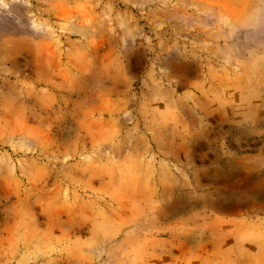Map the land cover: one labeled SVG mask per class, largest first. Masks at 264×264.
<instances>
[{
	"label": "rangeland",
	"instance_id": "374dc122",
	"mask_svg": "<svg viewBox=\"0 0 264 264\" xmlns=\"http://www.w3.org/2000/svg\"><path fill=\"white\" fill-rule=\"evenodd\" d=\"M0 264H264V0H0Z\"/></svg>",
	"mask_w": 264,
	"mask_h": 264
},
{
	"label": "crops",
	"instance_id": "0c3cea01",
	"mask_svg": "<svg viewBox=\"0 0 264 264\" xmlns=\"http://www.w3.org/2000/svg\"><path fill=\"white\" fill-rule=\"evenodd\" d=\"M219 235H220V236H223V234H222V233H219ZM246 235H247V234H246ZM214 237H215V236H213V235H212V237H211V238H214ZM212 240H213V239H212ZM246 240H247V239H246ZM248 241H249V240H248ZM252 243H253V242H252ZM212 245H213V244H212ZM250 257H251V256H250Z\"/></svg>",
	"mask_w": 264,
	"mask_h": 264
}]
</instances>
